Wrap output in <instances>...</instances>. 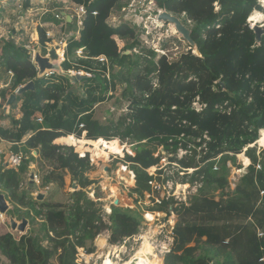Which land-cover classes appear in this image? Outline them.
Segmentation results:
<instances>
[{
  "label": "trees",
  "instance_id": "trees-1",
  "mask_svg": "<svg viewBox=\"0 0 264 264\" xmlns=\"http://www.w3.org/2000/svg\"><path fill=\"white\" fill-rule=\"evenodd\" d=\"M75 1L87 11L79 36L66 41L61 72L39 76L24 43L2 40L0 69L12 73L9 88L0 91L2 101L29 81L33 86L9 103L11 126L0 124V140L22 155L16 168L0 164V193L16 207H26L24 216H41L42 224L38 232L17 238L0 234V254L7 260L1 264H52L53 259L56 264H77V246L90 251L105 228L109 242H115L135 232L142 220L137 209L111 205L110 224L104 223L87 194L95 183L87 176L93 169L88 154L79 156L72 146L54 143L56 138L136 142L135 154L122 161L134 174L129 192L140 197L149 190L145 169L158 161L156 145L175 153L179 143L186 145L180 134L197 137L202 132L210 137L207 151L198 161L178 160L182 167L196 168L189 181L201 185L188 206L176 209L174 246L164 264H264V147L258 153L255 147L244 151L245 172L233 189L227 188L225 162L233 164L236 154L264 129V33L256 42L248 22L253 11L263 12L261 1L155 0L185 25L187 20L192 23L188 28L199 54L189 49L173 61L164 55L155 58L146 49L142 55L124 53L137 45L134 30L126 22L109 25L107 19L130 0ZM44 19L59 23L53 15ZM66 26L76 29L73 22ZM45 31L37 28L43 54L50 41ZM77 48L84 49L85 58L74 55ZM70 70L89 76H69ZM154 76L158 85L152 88ZM118 85H124L126 111L115 122L101 123L94 117L95 105L112 98ZM196 99L203 105L200 111L192 106ZM16 109L19 119L13 118ZM38 161L49 165L42 185L62 187L63 172H69L75 185L69 204H44L20 189L29 165Z\"/></svg>",
  "mask_w": 264,
  "mask_h": 264
},
{
  "label": "built area",
  "instance_id": "built-area-1",
  "mask_svg": "<svg viewBox=\"0 0 264 264\" xmlns=\"http://www.w3.org/2000/svg\"><path fill=\"white\" fill-rule=\"evenodd\" d=\"M60 3V6H64L62 1ZM163 10L165 9L156 5L155 0H130L120 11L112 13L108 17L107 23L112 26L117 25L119 22H126L131 25L134 30V39L137 41V45L132 48L134 54L142 55L143 49L147 50L150 48L157 52V56L164 55L167 60L173 61L177 59L181 53L189 49L195 53L194 49L187 45L185 46V50L181 51L176 56V53L173 54V58L167 55V51L171 48L175 50L179 49L178 42L180 37H176V32L173 30L172 24L164 23L158 19V14ZM86 11L87 9L83 4H76L73 14H66L62 9H57L52 15L59 23L51 21V24L53 26L54 24H59L61 27L64 25L66 26V22H73L76 25V29L73 31L74 34L72 33L71 35L78 37L79 31L83 26ZM186 22L187 27L191 26L192 23L190 20ZM250 26L253 27L251 24ZM45 32L46 36L50 38L51 41L52 38L47 34V29ZM67 35L68 33L62 32L58 40L59 45L66 46ZM26 48L28 49V47ZM129 52H131V50H129ZM35 54L36 51L34 49H32V52L30 50L31 61L36 65ZM47 55L49 56V53ZM75 56L78 58H85L84 49L77 48L75 50ZM96 59L104 62L103 56H98ZM8 72L12 75L10 71ZM50 73H52V71H46L44 74L48 75ZM76 74L84 73L82 71H77L75 72V75ZM85 74L89 76V73ZM151 85L152 88L158 85L156 76L152 77ZM192 106L196 111H200L203 107V105L198 103L197 99L192 103ZM261 130L259 131L258 138L254 142L246 145L239 154H236L239 158L245 156L244 151L247 147H255L257 153L264 147V143L262 145L259 144V139L262 134ZM178 138L182 139L186 145L184 146L179 143L175 153L166 150L161 144L158 146L159 149L155 148L153 155L158 158V161L145 169L150 176L148 181L149 190L143 192L140 197L136 194H130L129 192L130 188L134 185L133 171L126 170L127 167L121 166L125 173L121 175L120 180L123 181V187L127 189L125 199L128 204H126V206L131 209L139 210L142 215V220L135 232L124 235L115 242H109L110 231L108 228H105L94 238L93 247L90 251L84 246H77L74 259L77 264H164L166 255L171 253L174 246V230L178 220L176 209L182 206H188L192 195L196 193L197 188L201 185V183H191L189 181L190 175L196 168L182 167L178 160L194 157L195 160L198 161L202 154L207 151L208 142L210 141L207 132H202L197 137L182 133ZM89 141L91 142L93 140ZM256 145H259L257 146L258 148ZM90 147L93 149L94 146L87 143L85 150L76 152L79 156H84L86 153H89L88 158L90 164H97V160L91 155ZM124 149L125 148H123V151ZM121 156L123 157V155ZM172 157L175 159H170ZM111 158L114 157L109 153L105 160L111 161ZM21 159V153H12L9 164L12 168H16L20 164ZM246 165L247 164H244L242 160L241 166L233 167L234 180L237 181L240 178V175L245 171ZM215 167L216 165L214 168ZM130 181H132V183H130ZM128 193L130 195H128ZM260 193L264 196V191ZM91 197L92 199L94 198L93 194H91ZM125 199H123V202H125ZM114 201L113 198L110 205L100 208L101 213L99 216L101 220L108 225L110 224L108 216L111 213V205H114ZM116 201L118 202V200Z\"/></svg>",
  "mask_w": 264,
  "mask_h": 264
},
{
  "label": "rangeland",
  "instance_id": "rangeland-1",
  "mask_svg": "<svg viewBox=\"0 0 264 264\" xmlns=\"http://www.w3.org/2000/svg\"><path fill=\"white\" fill-rule=\"evenodd\" d=\"M64 3V6L61 5L60 2ZM261 5L264 7V0H260ZM75 0H0V52H1V44L3 43L2 40L13 39L16 43H24L28 49H34L37 53L42 56H46L51 49H54L56 53V57L51 58L50 62L58 64V69L51 70L52 72H61L62 69L60 67L61 62L65 58V45H59L58 40L63 33H68L67 39L72 37V33L74 34L73 30H68L67 26H61L59 24H51V20L46 21L44 19L48 14L52 16L57 9H62L66 14H73L74 6L76 5ZM58 7V8H57ZM254 13V12H253ZM264 15V10L261 12ZM248 22L251 25H264V18L259 21H254L248 19ZM61 24V23H60ZM171 24V23H170ZM62 25V24H61ZM39 26H43L47 29V34L52 38L46 45V53L43 54V50L38 43V33L37 28ZM64 27V29H63ZM173 30L176 32V37H180L178 42L179 49L175 50L171 48L167 51V55L173 58V54L175 56L180 53L181 51L185 50V46H189L187 41L182 38L181 34L177 32L175 29L174 24H172ZM76 34V32H75ZM65 36V35H64ZM77 38V36H74ZM58 45V46H57ZM192 48V47H191ZM60 50V52H57ZM153 50L154 49H147ZM155 52V51H154ZM134 53L131 49V52ZM157 54V52H155ZM48 56V55H47ZM49 57V56H48ZM75 56L72 57L71 60L74 59ZM157 55L155 56V58ZM144 63L142 62V66ZM69 76H74V70L68 71ZM12 75L9 72L2 71L0 69V91L2 89L9 88L11 82ZM124 88V85H118L117 89L113 92V97L100 102L95 105V113L94 117L99 120L101 123H109L117 121L118 117L126 111L127 101L122 97L121 92ZM14 93V91H13ZM110 94V92H109ZM9 103L8 99L5 101L0 100V124L6 127L11 126V119L9 117ZM3 116V117H2ZM21 117L20 110L16 109L15 113L13 114L14 119H19ZM112 120V121H111ZM83 139V138H81ZM117 139L118 142L125 146L124 151L121 153L112 152L111 148L109 147L107 142L101 143L99 149H95L90 147L91 155L97 160V164H93V169H91L87 176L94 180L95 183L92 184L87 189L88 197L93 200L98 208L107 207L110 205L112 199L118 200L116 206H120L122 208H129L126 206L128 204L126 202L125 196L127 189L123 187V181L120 180L121 175L124 173L123 167H127L126 170H130L129 165H127L122 159L126 156H133L135 154L134 149L137 146L136 142L130 141L129 139L121 140ZM85 143H61L58 144H66L68 146H72L74 151L82 152L85 150L87 146V140H84ZM144 142V141H142ZM57 143V142H56ZM81 144V145H80ZM260 144V143H259ZM93 145V144H92ZM262 145V144H261ZM260 145V146H261ZM94 146V145H93ZM159 145H156L155 148H158ZM259 145H256V147ZM258 148V147H257ZM106 149H108L106 151ZM108 153H111L114 158H111V161H106L105 158L107 157ZM32 154L36 155L34 151ZM89 154V153H88ZM123 155V157L121 156ZM10 144L4 140L0 141V164H3L6 168H11L9 164L10 160ZM245 163V158L241 156L239 158L236 155L235 162H232L227 159L226 162V169L228 171L227 175V183L228 189H233L236 186L238 180H234L233 178V167H238ZM5 162V163H4ZM237 164V165H236ZM233 169V170H232ZM49 170V165L45 161H38L35 163H31L29 165L28 173L25 175L20 189L26 191L28 197L36 199L37 194L41 193L43 195L41 200L44 204L50 203H66L69 204L70 202V193L73 191L71 185V177L69 172H63L64 178V185L59 187L53 183H48L46 185H42V177L46 172ZM32 172V179H30V173ZM245 172V171H244ZM243 172V173H244ZM242 173V174H243ZM125 174V173H124ZM241 176V175H240ZM237 179V178H235ZM32 181V182H30ZM181 181V180H178ZM236 181V182H235ZM132 183V181H130ZM129 183V181H128ZM148 191V190H147ZM2 193V192H1ZM214 194H217L218 191H213ZM91 194H93L94 198L92 199ZM128 195H130L128 193ZM123 199H125L123 202ZM8 204V209L5 213L0 215V234L3 233H12L15 238L19 237L21 234L31 233L33 231L38 232L40 230L42 224V217L38 216L35 217L34 220L24 216L26 213V207L20 206L16 207L10 200L5 199ZM14 208L16 210H14ZM101 213V211H100ZM10 218H13L14 221L19 224L22 218H26L28 223L25 227L24 232H19L18 230H13L10 228ZM45 244V242H44ZM201 248H206L204 245ZM2 262H7L6 258L0 254V264ZM52 264H56V260L53 259Z\"/></svg>",
  "mask_w": 264,
  "mask_h": 264
},
{
  "label": "water",
  "instance_id": "water-1",
  "mask_svg": "<svg viewBox=\"0 0 264 264\" xmlns=\"http://www.w3.org/2000/svg\"><path fill=\"white\" fill-rule=\"evenodd\" d=\"M158 19L160 21H163L164 23H171L174 24L175 29L178 33L181 34L182 38H184L190 47H192L196 54H199V51L197 50L196 44L191 38V30L188 28L179 17L176 15L163 10L161 13L158 14ZM253 29L255 32V40L256 42L260 41L261 35L264 33V25H253ZM124 53H129V50L124 51ZM56 53L54 52V49L49 50V57L48 56H42L39 53L36 52L35 54V63L38 68V75H43L46 71L56 70L58 69V64L50 62L51 58L55 59ZM77 76H86L85 74H76ZM33 82L29 81L25 85L20 86L15 89L14 93L10 96L8 99V103L11 102V100L15 97L16 94H19L25 90H28L32 88ZM30 179H32V172L30 173ZM32 182V181H30ZM75 185L72 184V188L74 189ZM43 195L41 193L37 194L36 200H41ZM114 205H117V201H114ZM8 209V204L4 198V195L0 193V215L5 213ZM28 223V220L26 218H22L21 222L17 224L13 218H10V228L13 230H18L19 232H24L25 227Z\"/></svg>",
  "mask_w": 264,
  "mask_h": 264
},
{
  "label": "bare ground",
  "instance_id": "bare-ground-1",
  "mask_svg": "<svg viewBox=\"0 0 264 264\" xmlns=\"http://www.w3.org/2000/svg\"><path fill=\"white\" fill-rule=\"evenodd\" d=\"M253 12H254V13H253ZM253 12L250 14V16H249L248 19H250V20H254V21H259V20H261V19L264 18V15H263L261 12H259V11H253ZM84 140H86V139H84V138H83V139H81V138L77 139V138H75V137L72 136V135L57 138V141L66 142V143H68V144H74V143H76V142L81 143V144H84V143H85ZM55 141H56V140H55ZM57 141H56V142H57ZM61 142H60V143H61ZM87 142H89L90 144H93L95 149H99V146L101 145V143H103V142H107L108 145H109V147L111 148L112 152H115V153H121V152L123 151V148H125V146L122 145V144H120V143L118 142L117 139H111V140H109V141H106V140H104V139H102V138H99V139H97V140H93V141H91V142H90L89 140H87ZM259 143H260V144H263V143H264V131H263L262 134H261V137H260V139H259ZM81 144H80V145H81ZM107 150H108V149H106V151H107ZM108 154H109V153H108ZM245 162H246V160H245ZM244 164H245V163H244ZM130 183H131V182H130ZM151 264H153V263H151Z\"/></svg>",
  "mask_w": 264,
  "mask_h": 264
},
{
  "label": "crops",
  "instance_id": "crops-1",
  "mask_svg": "<svg viewBox=\"0 0 264 264\" xmlns=\"http://www.w3.org/2000/svg\"><path fill=\"white\" fill-rule=\"evenodd\" d=\"M63 29H64V28H63ZM74 55H75V53H74ZM0 100H2L1 97H0ZM8 112H9V111H8ZM2 117H3V116H2ZM59 138H60V137H59ZM1 140H4V139H1ZM1 140H0V141H1ZM55 140L57 141V138H56ZM55 140H54V143H56ZM4 141H6V140H4ZM6 142H8V141H6ZM58 142H60V141H57V143H58ZM8 143H9V142H8ZM62 143H66V142H62ZM9 144H10V143H9ZM10 153L12 154L11 150H10ZM34 153H35V151H34ZM33 155H34V154H33ZM4 163H5V162H4ZM1 165H3V164H1Z\"/></svg>",
  "mask_w": 264,
  "mask_h": 264
}]
</instances>
